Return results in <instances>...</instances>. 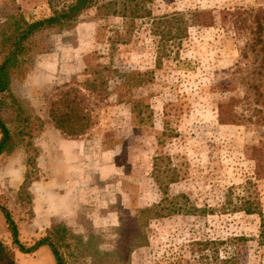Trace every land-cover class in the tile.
I'll return each instance as SVG.
<instances>
[{"label": "rangeland", "instance_id": "374dc122", "mask_svg": "<svg viewBox=\"0 0 264 264\" xmlns=\"http://www.w3.org/2000/svg\"><path fill=\"white\" fill-rule=\"evenodd\" d=\"M72 1L0 0V51L21 20ZM120 1L97 0L23 43L10 85L16 102L0 110L15 141L0 158V204L25 248L56 232L64 264H194L190 243L233 237L246 238L243 264H254L260 217L231 209L248 196L264 216V0H142L151 18L198 10L214 19L190 28L176 55L162 42L158 65L151 18L130 26L114 13ZM103 67L137 71L143 84L115 91L119 79L99 83ZM123 93L138 101L139 117L118 103ZM219 105L232 124L218 122ZM67 114L66 127L82 135L53 121ZM170 202L202 213L146 222L143 210ZM0 242L16 264H55L46 246L13 249L1 213Z\"/></svg>", "mask_w": 264, "mask_h": 264}, {"label": "trees", "instance_id": "16d2710c", "mask_svg": "<svg viewBox=\"0 0 264 264\" xmlns=\"http://www.w3.org/2000/svg\"><path fill=\"white\" fill-rule=\"evenodd\" d=\"M96 1L97 0H73L66 7L58 12L54 11L52 16L45 19L33 22L21 20L22 27L19 30H16L14 35L6 37L5 40L3 39V43L10 41V44L5 51H0L2 56L0 59V110L5 106L12 107L16 102V99L11 94L10 85L12 73L17 66L19 56L23 50V43L37 32L75 21L81 12L91 8ZM141 1L142 0H121V9L119 11L115 10L114 13L121 14V17L129 19V21H131L130 26H132L135 20L150 19L151 13L147 6L142 5ZM213 24L214 19L209 12L198 10L176 12L171 13L170 15L151 18L150 35L155 37V40H153L157 48L156 64H160L162 58L165 57L160 53L161 50H164L163 45H161L163 44L162 42L168 43V48L170 50H175L174 55H176L180 46L188 39V30L190 28H208ZM127 32L129 33V31H126V35L128 34ZM102 70L108 73V79L100 81L99 83H101V85L108 82L114 83L116 82L114 79L120 80L118 81L119 83H116L114 90L116 89L118 91L121 87L127 85L126 89L128 91H133L143 84L142 81L138 80L140 74L137 71L123 73L111 70L110 67H103ZM97 82L98 78L95 77L87 85L89 90L93 91L92 93L96 92L100 86ZM126 94L127 93L116 95L118 103H124L127 101V103L131 104V112L134 117H139L140 110L137 108L139 104L138 101L133 98L132 94ZM223 108V105H219L218 107V122L220 124H232L233 118L231 119V116L229 117L227 112H224ZM70 118L71 116L68 114L63 117L53 116V121H55L60 130L68 135L76 137L82 135L81 128L66 127L67 125L65 124ZM14 147L15 141L13 135L7 124L0 117V158L9 155L14 150ZM164 200L166 201V198H164L163 201ZM170 203V206L167 207L153 206L143 210L142 215L146 222L173 214L200 215L202 213L199 209L193 206L181 207L176 203ZM231 210L234 213H244L246 215H256L260 217L259 231L255 239L256 260L254 261V264H264V216L262 215L258 199L244 196L238 200L237 204L233 205ZM0 213L4 218L13 249L22 254H31L39 248L46 246L50 249L55 264H64L55 248L57 238L56 232L50 231L47 237L38 241L34 246L31 248H25L19 241L18 228L11 213L1 204ZM245 242V237H233L226 240H205L204 242L197 241L190 243L191 249L189 251L193 256L194 264H211L210 259L212 256L215 257V264H243L244 259L242 258V252L245 250ZM223 246L227 247V250L231 251V253H226L227 255L224 258H220L218 256V248ZM0 264H16L14 252L4 246L1 242Z\"/></svg>", "mask_w": 264, "mask_h": 264}]
</instances>
